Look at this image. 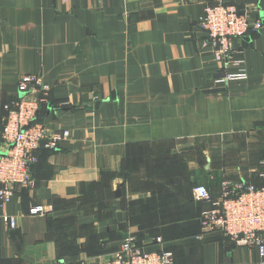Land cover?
<instances>
[{
	"label": "crops",
	"instance_id": "crops-1",
	"mask_svg": "<svg viewBox=\"0 0 264 264\" xmlns=\"http://www.w3.org/2000/svg\"><path fill=\"white\" fill-rule=\"evenodd\" d=\"M217 2L263 22L233 41L245 79L221 81L199 28ZM27 74L49 87L47 133L69 136L41 146L33 187L0 210V264L105 259L128 234L173 264H264L202 231L191 189L259 181L264 0H0V113Z\"/></svg>",
	"mask_w": 264,
	"mask_h": 264
},
{
	"label": "built area",
	"instance_id": "built-area-1",
	"mask_svg": "<svg viewBox=\"0 0 264 264\" xmlns=\"http://www.w3.org/2000/svg\"><path fill=\"white\" fill-rule=\"evenodd\" d=\"M65 2L67 0H60ZM207 36L206 44L212 49L221 81L245 79L243 69L229 71L240 62L233 60V41L245 37L249 31H259L261 20H249L247 12L234 4L217 2L206 5L198 22ZM17 96L2 106L0 113V210L11 202L16 188L31 189L34 179L31 168L38 160L41 146L55 150L61 140L69 136L68 130L47 133L37 121L41 106L49 100V87L39 75H22L17 82ZM258 177L260 187L253 183L223 180L220 195L212 198L207 187L197 184L192 188L196 201L209 203L202 211L201 229L206 234L219 233L230 243L264 251V159L260 161ZM30 213L42 212L34 207ZM15 225L13 218L9 219ZM156 242L161 243L160 238ZM171 251H148L140 246L135 237L128 234L113 255L99 260H83L81 264H173Z\"/></svg>",
	"mask_w": 264,
	"mask_h": 264
},
{
	"label": "trees",
	"instance_id": "trees-1",
	"mask_svg": "<svg viewBox=\"0 0 264 264\" xmlns=\"http://www.w3.org/2000/svg\"><path fill=\"white\" fill-rule=\"evenodd\" d=\"M50 98V97H49ZM52 106V102H51V99L48 100V103L46 105H43L40 107L39 111H38V114H37V121L41 122L40 120V116L45 112V110L48 108V107H51ZM51 151V150H49ZM259 178V177H258ZM248 183H253L256 187H260L262 184H263V181L259 178V181H257L256 183L255 182H249L247 181ZM194 186L191 187V189L193 188ZM212 198H216V197H213L211 196ZM199 203H202L204 205L203 209L201 210L200 212V216H199V226H200V218H201V213L203 210H205L206 208H208L210 206L209 203H206V202H202V201H198ZM124 239V237H123ZM122 239V240H123ZM142 246V245H140ZM144 247V246H142ZM145 248V247H144ZM148 250V249H147ZM165 251H171V250H168V249H164ZM148 251H152V250H148ZM156 251H159L158 249H156ZM172 252V251H171ZM173 253V252H172ZM174 254V253H173ZM174 257V256H173Z\"/></svg>",
	"mask_w": 264,
	"mask_h": 264
}]
</instances>
